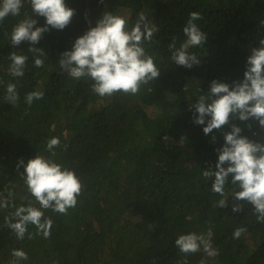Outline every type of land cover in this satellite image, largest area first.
I'll return each instance as SVG.
<instances>
[{
    "label": "trees",
    "instance_id": "trees-1",
    "mask_svg": "<svg viewBox=\"0 0 264 264\" xmlns=\"http://www.w3.org/2000/svg\"><path fill=\"white\" fill-rule=\"evenodd\" d=\"M65 3L74 16L65 29H50L35 45L46 53L40 68L28 51L32 45L13 47L11 33L28 17L38 21L36 27H43L45 18L36 16L24 0L19 16L9 15L0 23V264H12L13 249L28 254L19 264H264V223L257 221L252 205L244 203L243 211L234 213L233 195L239 189L231 178L221 197L202 175L215 167L216 149L230 124L205 135L206 124L193 122L190 107L213 80L230 85L243 80L251 49L264 39V0ZM106 11L123 16L129 29L143 12L159 28L144 47L160 76L137 95L99 97L92 81L73 79L59 67L61 53L71 50ZM193 11L203 17L196 23L207 41L189 49L201 63L188 69L172 61L168 45L175 38L179 47L186 39L183 28ZM12 52L28 58L23 77L10 75ZM9 83L17 86L14 105L5 99ZM34 91L44 97L29 105L26 95ZM231 123L249 139L264 140L257 122ZM53 137L60 146L50 152L47 142ZM37 155L74 171L83 190L67 215L44 210V218L53 221L49 238L29 225L33 238L26 233L21 240L5 218L29 201L39 207L21 175L24 167L17 169L21 159L27 164ZM221 199L227 207L219 206ZM5 200L7 207L2 206ZM209 228L216 257L202 251L185 255L176 247L180 235L207 234ZM237 228L246 231L234 239Z\"/></svg>",
    "mask_w": 264,
    "mask_h": 264
},
{
    "label": "clouds",
    "instance_id": "clouds-1",
    "mask_svg": "<svg viewBox=\"0 0 264 264\" xmlns=\"http://www.w3.org/2000/svg\"><path fill=\"white\" fill-rule=\"evenodd\" d=\"M28 2L32 12L36 16L44 17L46 23L43 27H36L38 21L31 17L20 21L13 27L11 45L19 47L24 42L32 45L28 51L36 57L35 67L40 68L44 66L43 57L46 53L35 45L50 29H65L70 24L75 10L68 7L65 0ZM23 4L24 0H0V23L9 15L19 16ZM202 18L200 12H191L183 28L186 39L179 47L175 38L168 45L172 52L171 59L177 65L191 69L201 63V59L189 49L203 46L207 41V34L196 23ZM158 31L157 25L143 12L139 14L136 24L129 29L123 16L106 11L95 27H91L75 40L71 50L61 53L59 67L73 79L87 78L92 81V91L99 97H111L117 93L137 95L142 86L156 81L160 76L154 58L144 47L145 42H151ZM9 59L12 61L10 75L23 77L28 58L12 52ZM16 89L14 83L7 85L5 99L12 105L19 99ZM43 97V92H30L26 95V102L31 105L34 100H41ZM190 107L195 110L193 122L197 125L206 124L203 127L205 135L230 124L231 130L223 133L222 147L216 149L218 160L215 167H209L202 172L203 177L212 181L211 190L223 197L225 185L231 178V184L239 189L233 195L235 203L232 211L240 213L244 203L251 204L257 221L264 223V140L249 139L242 135L243 129L240 126L231 123L233 120H251L264 129V39L259 40L258 47L251 49L242 81H235L230 85L213 80L209 90L200 95ZM248 126L251 128V124ZM164 139L167 140L168 137L165 136ZM215 139L213 136V141ZM59 146L58 137H53L47 142V150L50 152ZM20 166L24 167L21 175L27 190L39 207L29 201L27 206L17 207L11 217H6L5 223L18 239H24L26 233L29 239L33 238V234L28 233L29 225L35 226L36 234H42L47 239L51 235L53 221L44 218V210L51 209L67 215L68 210L77 205V198L83 190L82 182L74 171L43 156L37 155L27 164L21 159L17 169ZM2 206L7 207L8 201L5 200ZM219 206L227 207L226 200L221 199ZM245 231V228L235 229L233 238L239 239ZM212 236L211 228L207 234H183L175 240V245L185 255L202 251L207 257H216L219 252L212 246ZM11 255L14 257L12 264L28 260V254L22 249H13ZM201 264H204V261H201Z\"/></svg>",
    "mask_w": 264,
    "mask_h": 264
}]
</instances>
